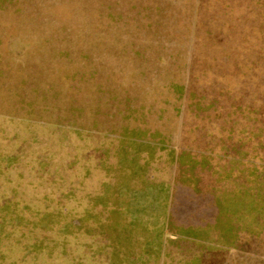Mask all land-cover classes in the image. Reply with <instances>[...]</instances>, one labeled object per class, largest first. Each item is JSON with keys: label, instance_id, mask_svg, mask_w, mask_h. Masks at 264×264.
<instances>
[{"label": "rangeland", "instance_id": "1", "mask_svg": "<svg viewBox=\"0 0 264 264\" xmlns=\"http://www.w3.org/2000/svg\"><path fill=\"white\" fill-rule=\"evenodd\" d=\"M172 175L264 264V0H0V264H108Z\"/></svg>", "mask_w": 264, "mask_h": 264}, {"label": "crops", "instance_id": "2", "mask_svg": "<svg viewBox=\"0 0 264 264\" xmlns=\"http://www.w3.org/2000/svg\"><path fill=\"white\" fill-rule=\"evenodd\" d=\"M171 167L181 162H170ZM149 183L146 205L104 211L103 237L108 238V264H222L223 248L237 245L238 230L221 222V209L212 193L200 192L174 175ZM144 193H142L143 195ZM128 199V201H131Z\"/></svg>", "mask_w": 264, "mask_h": 264}]
</instances>
